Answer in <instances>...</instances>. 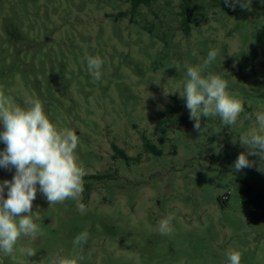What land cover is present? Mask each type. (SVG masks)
Instances as JSON below:
<instances>
[{
    "label": "rangeland",
    "instance_id": "obj_1",
    "mask_svg": "<svg viewBox=\"0 0 264 264\" xmlns=\"http://www.w3.org/2000/svg\"><path fill=\"white\" fill-rule=\"evenodd\" d=\"M183 3L157 0L132 14L129 0H0V89L23 107L40 99L57 127L79 136L85 176L107 177L84 181L79 201L50 206L38 191L42 234L21 236L0 264H55L74 254L84 231L80 264H228L229 249L241 252V264H264V163L257 154L248 157L254 166L234 168L248 151L240 136L264 111V0L250 9L188 0L189 34ZM213 49L204 74L227 80L244 112L233 125L202 116L197 131L179 90L187 66ZM97 55L99 81L87 67ZM143 137L162 155L147 153ZM113 145L138 161L115 159ZM14 174L0 167V182ZM167 217L171 231L161 234Z\"/></svg>",
    "mask_w": 264,
    "mask_h": 264
},
{
    "label": "clouds",
    "instance_id": "obj_2",
    "mask_svg": "<svg viewBox=\"0 0 264 264\" xmlns=\"http://www.w3.org/2000/svg\"><path fill=\"white\" fill-rule=\"evenodd\" d=\"M226 4L250 9L251 0H225ZM195 55V52H193ZM218 55L213 49L208 52L202 65L187 66L186 79L180 96L186 98V107L190 119L194 121V130H201V117L219 115L225 125H233L244 112L241 99L227 91L228 82L214 73L204 74ZM103 60L100 56L87 57V67L94 80L101 79ZM177 91V90H175ZM173 91V92H175ZM27 107L14 104L0 89V122L4 130L0 132V141L6 148L0 151V167L15 174L11 180L0 182V252L12 255L21 236L35 239L42 234L40 225L33 216V201L39 191L49 205L62 204L66 200L79 201L84 191L83 177L85 169L78 162L76 149L79 136L71 128H59L44 110L40 99L26 101ZM258 128L242 134L239 142L246 146L247 153H240L234 168L240 171L254 166L249 156L259 154L264 163V111L255 113ZM221 129L215 130L219 132ZM261 170H264L262 168ZM7 189V198H5ZM81 212L84 205L78 203ZM172 217L159 222L161 234L171 231ZM88 232L78 234L73 240L74 254L59 258L55 264H80L84 259V245L88 241ZM28 257L34 256L33 248L21 249ZM89 257L91 252L88 253ZM228 264H241L242 254L235 249L226 252Z\"/></svg>",
    "mask_w": 264,
    "mask_h": 264
},
{
    "label": "trees",
    "instance_id": "obj_3",
    "mask_svg": "<svg viewBox=\"0 0 264 264\" xmlns=\"http://www.w3.org/2000/svg\"><path fill=\"white\" fill-rule=\"evenodd\" d=\"M155 1L157 0H129L131 7H132V14H135L136 11L142 7V6H150L151 4H153ZM187 5H188V0H184V3L182 5V10L180 12V16L182 18V28L185 32V34H189L190 30H191V26H190V22L189 19L187 17ZM144 138V145H145V150L147 153H154V154H158V155H162V151L160 149H158L155 145H153L152 143H150L146 137ZM115 155L114 158L115 159H121L124 160L127 163H130L131 161H136L135 159L129 157L127 155V153L123 150L120 149L117 145H113L112 146ZM138 161V160H137ZM107 177H97V176H84L83 177V181L86 180H94V179H105ZM87 186V185H86ZM88 188V186H87Z\"/></svg>",
    "mask_w": 264,
    "mask_h": 264
}]
</instances>
